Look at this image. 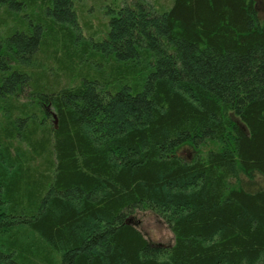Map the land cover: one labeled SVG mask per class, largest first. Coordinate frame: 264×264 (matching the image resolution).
<instances>
[{
    "label": "trees",
    "instance_id": "trees-1",
    "mask_svg": "<svg viewBox=\"0 0 264 264\" xmlns=\"http://www.w3.org/2000/svg\"><path fill=\"white\" fill-rule=\"evenodd\" d=\"M78 1L0 0V264H264L256 0Z\"/></svg>",
    "mask_w": 264,
    "mask_h": 264
},
{
    "label": "rangeland",
    "instance_id": "rangeland-1",
    "mask_svg": "<svg viewBox=\"0 0 264 264\" xmlns=\"http://www.w3.org/2000/svg\"><path fill=\"white\" fill-rule=\"evenodd\" d=\"M114 0H79L77 6L78 31L84 39L91 40L102 38L105 34L108 24L107 9ZM121 2V0H117ZM168 1V0H160ZM148 2H154L148 0ZM259 17L264 21V0H256ZM3 13L1 10L0 15ZM21 15V14H20ZM2 16H0V33L3 34L8 27L15 25L14 21L9 19L7 25L1 24ZM38 58L46 60L45 54L39 53ZM43 60V61H44ZM48 60V59H47ZM47 64L54 70H58V66L53 61H47ZM63 74V73H62ZM41 80H45L42 76ZM180 156L191 159L194 155L190 148H184L180 151ZM133 223L142 231L146 238L155 245L171 246L174 242V235L167 224L158 218L152 212H139L133 218Z\"/></svg>",
    "mask_w": 264,
    "mask_h": 264
}]
</instances>
